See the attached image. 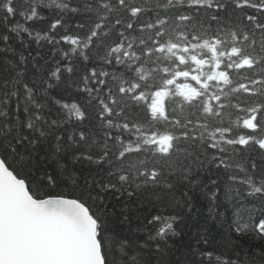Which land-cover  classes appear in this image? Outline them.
Listing matches in <instances>:
<instances>
[{"label":"snow or ice","instance_id":"obj_1","mask_svg":"<svg viewBox=\"0 0 264 264\" xmlns=\"http://www.w3.org/2000/svg\"><path fill=\"white\" fill-rule=\"evenodd\" d=\"M236 237L264 241V0H0V264H253Z\"/></svg>","mask_w":264,"mask_h":264},{"label":"trees","instance_id":"obj_2","mask_svg":"<svg viewBox=\"0 0 264 264\" xmlns=\"http://www.w3.org/2000/svg\"><path fill=\"white\" fill-rule=\"evenodd\" d=\"M31 23V22H29ZM27 26V25H26ZM63 44V42H61ZM35 47V45H33ZM50 55L46 52V56ZM42 62V61H41ZM258 159V155H257ZM215 178V177H214ZM220 183L221 187L220 190L217 192V195L220 198L221 207L217 208V212H223L225 216L231 217L233 214V208L231 205V202L227 201L225 199V192L227 191V185L225 183V180L221 179L218 181ZM211 188V185L209 186ZM196 208L198 211L196 212V220H189V224L196 225L197 222L203 223L204 218L208 217V202L207 200L203 198H199L196 201ZM187 231V235L183 237L184 241L187 242L188 236H191V231H189L187 228L185 229ZM212 231L213 234H216L217 226L215 224L212 225ZM235 236V233H233ZM219 238V237H217ZM239 240L240 248L244 250L245 253L250 254L249 258L253 261V264H260L261 261V249L264 248V241L256 240V239H250L248 237H236ZM177 244L180 243V238H176Z\"/></svg>","mask_w":264,"mask_h":264}]
</instances>
